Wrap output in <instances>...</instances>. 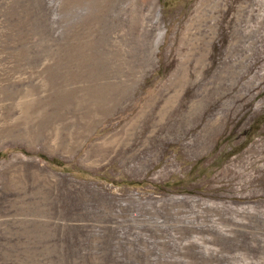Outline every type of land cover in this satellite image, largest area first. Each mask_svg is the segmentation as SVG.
<instances>
[{"label":"rangeland","instance_id":"374dc122","mask_svg":"<svg viewBox=\"0 0 264 264\" xmlns=\"http://www.w3.org/2000/svg\"><path fill=\"white\" fill-rule=\"evenodd\" d=\"M237 4L0 0V264H264V15ZM175 193L214 201L201 228Z\"/></svg>","mask_w":264,"mask_h":264},{"label":"built area","instance_id":"2783aa9c","mask_svg":"<svg viewBox=\"0 0 264 264\" xmlns=\"http://www.w3.org/2000/svg\"><path fill=\"white\" fill-rule=\"evenodd\" d=\"M253 2V3H252ZM243 8V9H242ZM256 9V12H258L260 15H264V0H239V4H237V9H242L243 11L247 10V13H249L250 11H252L253 9ZM264 100L260 101V103H263ZM193 138L188 139L189 143L192 144V146L195 148V150H197V146L199 143L202 142H193L192 141ZM200 150V149H199ZM170 160V154H168L166 157H163V162H162V166L161 169L162 171H166L169 170L170 167V163L168 162ZM175 168L173 167V169H178V171L180 170V163L174 164ZM171 169V168H170ZM176 200L177 203H187L188 207L190 206L191 208V212L192 215L184 218V221H189L190 223H192V225L196 226V227H202V223L205 222V219L207 217H205V210L207 211V208L211 207V206H215L213 205L214 201H211L207 198H198L195 194L192 193H175V194H170L167 197H173ZM215 203H222L221 201H216ZM197 214V215H196ZM197 231H199V229H196ZM194 238H199L201 237L198 234H194L193 236Z\"/></svg>","mask_w":264,"mask_h":264},{"label":"bare ground","instance_id":"6f19581e","mask_svg":"<svg viewBox=\"0 0 264 264\" xmlns=\"http://www.w3.org/2000/svg\"><path fill=\"white\" fill-rule=\"evenodd\" d=\"M159 24H160V14L158 13L157 17L155 18V26L157 27V26H159ZM163 33H164V30L157 32V37H156V41H155V49H157V45H158L159 41L161 40Z\"/></svg>","mask_w":264,"mask_h":264}]
</instances>
